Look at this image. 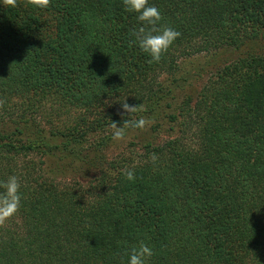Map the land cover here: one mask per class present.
I'll use <instances>...</instances> for the list:
<instances>
[{"label":"trees","instance_id":"16d2710c","mask_svg":"<svg viewBox=\"0 0 264 264\" xmlns=\"http://www.w3.org/2000/svg\"><path fill=\"white\" fill-rule=\"evenodd\" d=\"M148 3L180 33L159 63L122 0L0 2V181L21 185V207L0 226V264H128L140 242L147 264H264V51L219 66L194 97L177 101L178 84H165L176 85L182 58L262 46L264 0ZM125 98L143 110L123 113ZM164 107L176 134L101 161L85 183L44 169L48 155L91 158L112 138L97 129ZM74 108L63 128L34 123Z\"/></svg>","mask_w":264,"mask_h":264},{"label":"rangeland","instance_id":"374dc122","mask_svg":"<svg viewBox=\"0 0 264 264\" xmlns=\"http://www.w3.org/2000/svg\"><path fill=\"white\" fill-rule=\"evenodd\" d=\"M262 46H258L256 43L247 42V44L239 49L224 51L218 56H214L208 53H202L190 56L188 58H182L179 61V67L173 77L178 78L176 85L167 81L165 84L167 86H178L172 91L171 95L176 96L177 101H180L183 95L195 96L199 89L202 87L203 83L214 73V71L221 65L242 56L246 53L260 52L264 51V42L261 43ZM175 75V76H174ZM170 75L169 77H171ZM171 80V78H169ZM172 88V87H171ZM174 101V100H173ZM171 113L170 108H161L158 113L149 114L144 112L140 113L141 117H145L152 122L145 127V129H133L128 128L125 133L123 140L114 141L111 138L110 143L101 149L99 152L92 153L91 158L87 160H76L73 159L74 155H70L63 159H58V156L48 155L44 157V169L52 170L56 174L57 180H73L77 179L83 183L96 176L98 170L101 167V161L105 164L110 162L114 158L119 157H130V154H136L141 152V147L143 143L149 140H154L155 142H161L170 135L177 133V127L173 122L169 114ZM79 114L78 109H72L69 112H60L45 110L37 114L34 117L36 125L44 128L45 130H50L51 127L55 125H63L71 123L72 119ZM139 114L132 115V119H135ZM13 123H10V126ZM122 126V124L117 125ZM105 129L113 132L111 125H105L103 128L97 129V135H103L107 133ZM172 129V130H171ZM88 152V151H87ZM94 152V151H89ZM75 153V152H74ZM103 159V160H102Z\"/></svg>","mask_w":264,"mask_h":264},{"label":"clouds","instance_id":"9594fccd","mask_svg":"<svg viewBox=\"0 0 264 264\" xmlns=\"http://www.w3.org/2000/svg\"><path fill=\"white\" fill-rule=\"evenodd\" d=\"M3 5L17 7L18 0H0ZM24 7L47 8L50 0H19ZM125 11L136 14L139 27L134 29L133 35L139 48L146 53L150 59L148 63H159L162 56L167 53L173 42L180 36V33L170 27L161 26L162 15L160 10L149 5L148 0H122ZM4 101L0 100V107ZM123 113L131 114L143 109L138 106H130L126 103V98L120 102ZM152 121L140 117L137 120H124L122 126H117L116 122H111L113 129L112 138L114 141L123 140L128 128L143 130ZM155 154L152 155L153 162ZM122 174L129 181L135 180L132 169H122ZM20 182L18 177L9 176L6 181H0V226L14 216L21 207ZM153 251L143 242L131 248L128 264H147L152 257Z\"/></svg>","mask_w":264,"mask_h":264}]
</instances>
